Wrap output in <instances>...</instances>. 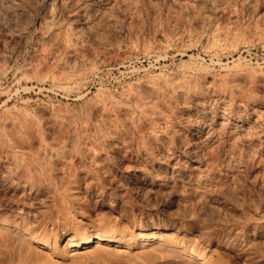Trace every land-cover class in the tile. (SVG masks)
I'll use <instances>...</instances> for the list:
<instances>
[{"label":"rangeland","instance_id":"obj_1","mask_svg":"<svg viewBox=\"0 0 264 264\" xmlns=\"http://www.w3.org/2000/svg\"><path fill=\"white\" fill-rule=\"evenodd\" d=\"M0 264H264V0H0Z\"/></svg>","mask_w":264,"mask_h":264},{"label":"bare ground","instance_id":"obj_2","mask_svg":"<svg viewBox=\"0 0 264 264\" xmlns=\"http://www.w3.org/2000/svg\"><path fill=\"white\" fill-rule=\"evenodd\" d=\"M199 116V115H198ZM198 118V117H197ZM201 117H199V119H200ZM194 121V120H193ZM200 122V121H199ZM202 122V121H201ZM200 122V123H201ZM204 122H206V121H204ZM209 122V121H208ZM208 122H206V123H208ZM192 123V122H191ZM205 123V124H206ZM194 124H195V122H194ZM197 124V123H196ZM205 124H203L202 123V125L204 126ZM210 123H208V125H209ZM200 125V124H199ZM189 126H191V125H189ZM193 126V125H192ZM203 126H202V130H203ZM196 130H197V136L198 135H200V129L198 130V127L197 128H195ZM195 129L193 130V132L195 131ZM202 132V131H201ZM203 133V132H202ZM194 134H195V132H194ZM204 134V133H203ZM200 137V136H199ZM196 138V137H195ZM200 139V138H199ZM201 141H202V138L200 139ZM199 142V141H198ZM197 142V143H198ZM198 145V144H197ZM196 168V167H195ZM198 168V167H197ZM180 174V173H179ZM182 175V174H181ZM148 177V176H147ZM181 177V176H180ZM151 178H153L154 179V177L152 176ZM150 178V179H151ZM155 178H156V176H155ZM159 179V178H158ZM174 179L176 180V178L174 177ZM178 179V178H177ZM162 180V179H161ZM165 180H166V178H165ZM164 180V181H165ZM168 180V179H167ZM153 181V180H152ZM156 181V180H155ZM158 182V181H157ZM156 182V183H157ZM161 183H163V181H161ZM153 184H155V183H153ZM151 187H152V185H151ZM31 240L33 241V242H35V243H38V244H46L47 245V242L45 241V239H42V237H38V236H31ZM93 237L92 236H89V237H87L86 239H84V241L83 242H81V243H78L77 244V246H79V247H83V246H86V245H89L90 243H92L93 242ZM99 240H101V241H108V242H110V241H115V242H119V243H122L124 240H123V238H121V237H119V236H115L114 234H107V235H104V236H100L99 237ZM193 255H194V257L198 260V261H200V262H204V263H206V261H207V258H206V256L203 254V253H198V252H193L192 253Z\"/></svg>","mask_w":264,"mask_h":264}]
</instances>
